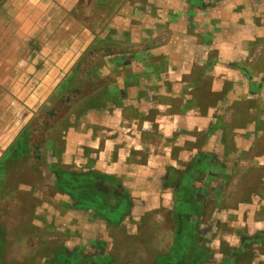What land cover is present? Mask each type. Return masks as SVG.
<instances>
[{
    "label": "crops",
    "instance_id": "1",
    "mask_svg": "<svg viewBox=\"0 0 264 264\" xmlns=\"http://www.w3.org/2000/svg\"><path fill=\"white\" fill-rule=\"evenodd\" d=\"M87 63L90 87L98 78L106 85L71 114L56 164L117 180L131 198L118 227L135 220L139 229L149 214L159 225L168 217V256L188 193L202 207L185 213V226L207 247L217 219L203 226L207 201L200 198L224 199L225 185L259 167L261 188L226 210L238 217L230 222L235 233H246L236 243L264 235V0H0V70L27 68L8 93L0 74V164L51 97L81 82ZM94 236L102 250L85 240L91 251L76 246L81 264L146 263L145 249L139 261L126 260L106 236Z\"/></svg>",
    "mask_w": 264,
    "mask_h": 264
},
{
    "label": "rangeland",
    "instance_id": "2",
    "mask_svg": "<svg viewBox=\"0 0 264 264\" xmlns=\"http://www.w3.org/2000/svg\"><path fill=\"white\" fill-rule=\"evenodd\" d=\"M83 4H81L82 8ZM85 21L89 25L93 23L94 25L96 23L102 25L105 20L87 19ZM54 25L55 22L53 21L51 27ZM92 53L95 54L96 52ZM86 56L90 59L93 57L89 56V53ZM87 61L89 62V59ZM88 65L89 63L86 64V69V66L81 69L83 75L81 82L80 80L75 81L71 88L67 86L61 91L58 90L51 97L49 106L40 110L33 125L27 132L21 134L19 140L23 145L18 146L20 150L14 155L8 151L1 162L0 175L3 177V184L0 191V228L4 231L5 239L0 258L6 264H48V262H55L56 255L60 251L66 250L70 255L71 250L76 246H81L82 249L85 247L86 252L91 251L88 244H84L85 240L97 241L96 248L102 250V239L94 236V233L97 232L100 236H106L109 243L108 247L114 248L117 256H125L126 260L134 257L135 261H139L137 259L143 256L145 249L147 260L144 264H155V255L158 253H161L158 257L159 263L167 264L168 257L162 253H166L169 249L173 238V226L170 223L172 221L168 220L167 216L159 225L154 216L149 214L145 218V223L139 225V229H137L135 220L130 221V224L133 222L134 224L126 228L111 223L106 227L102 221L94 222L90 211L74 209L71 198L61 194L56 187L57 169L63 168L62 165L56 164V161L60 158L58 156L62 150V136L64 130L69 126L70 116L74 110H81L85 108V105L88 106L96 100L97 97L90 94L94 88L98 89L100 86L106 85L104 80L98 78L95 85L90 87L87 77L85 79V74L89 73L86 71L89 68ZM26 69V67L18 65L0 70L3 77L1 83L3 91L8 93L14 85V79H20ZM78 87L82 88V92L77 90L75 93V88L78 89ZM233 120H235V116ZM50 139L54 140L57 145H55L54 153H52L51 144L48 145L51 142ZM256 149L258 150V148ZM258 168L254 167L252 171H248L251 175H243L238 181V185L234 180L225 185L224 199H216L214 194L200 198L207 201L206 209L204 208L206 214L202 221L203 226L211 225L213 219L217 220L216 225H214L215 230L209 229V232L207 230V233L211 234V241H208L207 247L199 246V244L205 243H196L195 237L189 241L191 248H194L196 244V246L204 249L201 254L202 259H199L198 264H264V235L261 234L257 241L249 238V243L247 242L243 246L241 243L243 238L240 243H236L238 242V232L241 237H244L246 233H241L237 229L238 232L235 233L230 222L232 217H238L226 210L227 208L239 207L242 202L247 201L253 187L257 191L261 188L260 180L255 176ZM261 178L263 177L261 176ZM253 181H257V183L252 185ZM101 198L103 199L104 196ZM192 198L188 193L183 194L181 198L180 204H182L183 210L180 222H184V224L185 214L183 212L190 213L191 210H194V206L196 209L202 207L194 204ZM217 208L221 210L217 211ZM224 216H227V222L223 220ZM179 231L180 227L176 230V241L171 253L174 249L178 252V247L181 246L176 244L181 235ZM189 231L187 228L184 233ZM200 242H203V239ZM75 250L80 254L77 248ZM186 254L187 259L193 256V253ZM123 259H119L120 262H123Z\"/></svg>",
    "mask_w": 264,
    "mask_h": 264
},
{
    "label": "trees",
    "instance_id": "3",
    "mask_svg": "<svg viewBox=\"0 0 264 264\" xmlns=\"http://www.w3.org/2000/svg\"><path fill=\"white\" fill-rule=\"evenodd\" d=\"M20 141L17 146L9 149L11 155H14L20 150L18 146L23 145ZM1 166L0 164V169H2ZM56 174V187L61 194L68 195L71 198L72 207L79 210L96 212V216L107 218L108 222L114 225H118L122 217L129 213L131 209V198L128 194H123L115 178L97 172L81 173L64 170L62 168L61 170L57 169ZM110 186H112L111 189ZM102 196H104L103 199L101 198ZM183 213L185 214V212ZM181 215L182 211L180 217ZM179 227V234L181 235L176 244L181 246L178 247V252L174 249L171 255L169 254L167 256V264H198L199 259H202L201 254L204 249L196 246V244L194 248H191L189 243L192 240L190 231L184 233V230H187L188 227L185 226L184 222H181ZM4 239V231L0 228V257L3 253L2 244ZM186 253H193V256L187 259ZM83 259L78 252L69 255L66 250L64 252L62 250L56 255L55 262H48V264H80ZM88 260L89 258H87ZM0 264L6 263L0 258Z\"/></svg>",
    "mask_w": 264,
    "mask_h": 264
}]
</instances>
